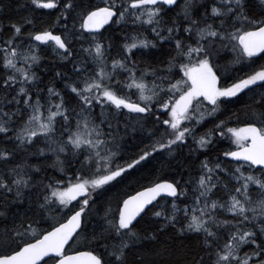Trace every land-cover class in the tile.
Returning <instances> with one entry per match:
<instances>
[{
  "label": "snow or ice",
  "instance_id": "6c2138e0",
  "mask_svg": "<svg viewBox=\"0 0 264 264\" xmlns=\"http://www.w3.org/2000/svg\"><path fill=\"white\" fill-rule=\"evenodd\" d=\"M11 6L0 264H264V0H16L40 26Z\"/></svg>",
  "mask_w": 264,
  "mask_h": 264
},
{
  "label": "trees",
  "instance_id": "16d2710c",
  "mask_svg": "<svg viewBox=\"0 0 264 264\" xmlns=\"http://www.w3.org/2000/svg\"><path fill=\"white\" fill-rule=\"evenodd\" d=\"M25 0H20V3H24ZM48 10H36L35 13L31 12L27 7L25 8H19L17 9L16 7V0H12V6H11V10L7 12L8 16H11L13 18V20L18 19L21 16H32L35 15L38 19H37V26H40L44 21H48L49 17L47 15H42L43 13H46ZM2 15V14H0ZM264 58L261 57H257V59H255V65L259 63V61L263 60ZM44 64L48 67V68H54L55 67V59L53 54L49 51L46 54V58L44 61ZM260 65L258 64L257 67L258 68ZM70 67V65H69ZM237 68H242V70L244 72L250 71L251 68L247 65H245V68L240 66ZM240 74L239 72H234L233 75H238ZM48 75H51V73H48ZM246 99V97H245ZM232 110H236L238 107H240L239 104H232L230 105ZM138 143L137 140H133L132 138H129V142L128 144L125 146L126 149L128 150V152H132L135 150V145ZM219 148H224L225 147V143H222L220 145H218ZM162 168V162L161 161H157V160H152L150 162H148L144 167L137 169L135 172H132L128 175V177L123 181L122 184H119L116 186V189H114V191L120 190V189H126V190H130L127 189L128 185H131L132 187H136L138 188L139 185H137L136 181L139 180L141 184H146L148 182V179H151L153 175H158L159 173L156 171L157 169H161ZM166 170V169H165ZM147 179H144V178ZM113 207H115V205L113 204ZM90 223H95V219L93 217L89 218Z\"/></svg>",
  "mask_w": 264,
  "mask_h": 264
},
{
  "label": "flooded vegetation",
  "instance_id": "af4514ba",
  "mask_svg": "<svg viewBox=\"0 0 264 264\" xmlns=\"http://www.w3.org/2000/svg\"><path fill=\"white\" fill-rule=\"evenodd\" d=\"M254 59H257V57L256 58H254ZM259 65H262V64H264V59L263 60H261V61H259V63H258ZM258 64H254L253 66H255V67H257V65ZM240 66H242V67H244L245 68V65H238V67H240ZM209 127L211 126V125H208ZM225 147H226V142H225Z\"/></svg>",
  "mask_w": 264,
  "mask_h": 264
}]
</instances>
